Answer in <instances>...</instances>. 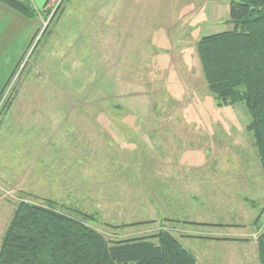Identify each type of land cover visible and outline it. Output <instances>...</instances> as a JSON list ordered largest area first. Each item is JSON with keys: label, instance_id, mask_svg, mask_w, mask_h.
<instances>
[{"label": "rangeland", "instance_id": "1", "mask_svg": "<svg viewBox=\"0 0 264 264\" xmlns=\"http://www.w3.org/2000/svg\"><path fill=\"white\" fill-rule=\"evenodd\" d=\"M231 1L65 0L50 24L62 0L0 2V247L20 202L51 200L111 241L164 227L199 264H260L257 241H209L264 232L252 117L218 105L196 50Z\"/></svg>", "mask_w": 264, "mask_h": 264}, {"label": "trees", "instance_id": "2", "mask_svg": "<svg viewBox=\"0 0 264 264\" xmlns=\"http://www.w3.org/2000/svg\"><path fill=\"white\" fill-rule=\"evenodd\" d=\"M0 2L26 18L38 15L26 0ZM64 2L59 4L49 24ZM229 16L227 23L233 29L202 37L196 50L207 88L215 95L218 105L244 104L248 109L252 121L247 129L253 134L264 169V0H232ZM10 103L9 100L5 110ZM262 215L263 212L257 217L256 225ZM94 219L93 214L78 210L71 214L61 212L51 200L45 204L22 201L4 233L0 264H199L164 227L152 235L111 241L88 225ZM148 223L110 226L126 228ZM257 228L260 230V226ZM248 237L240 241L252 240ZM256 241L259 262L264 264L263 231Z\"/></svg>", "mask_w": 264, "mask_h": 264}, {"label": "crops", "instance_id": "3", "mask_svg": "<svg viewBox=\"0 0 264 264\" xmlns=\"http://www.w3.org/2000/svg\"><path fill=\"white\" fill-rule=\"evenodd\" d=\"M26 1H28V2H30L31 3V5L34 7V9L35 10H37V11H40L39 10V7H42V10L44 11V9L46 8V6H47V4L49 5L51 2V0L50 1H48V0H26ZM49 2V3H48ZM148 129H150V128H148ZM136 131V133H139V130L138 129H136L135 130ZM149 131L150 130H148L147 132H146V134L150 137V139H152V135H149ZM145 133V132H144ZM118 134L119 135H121V132H119V129H118ZM119 135H117V136H119ZM117 140H118V138H117ZM131 145H133V147H135V145L134 144H131ZM253 234V233H252ZM252 234H246L247 236H251ZM217 236H228L230 239H225V240H220V239H209V241H217L219 244H221V245H236V244H244V245H250V244H252L251 242H254V243H256V240H247V241H237L239 238H236L237 236L235 235V234H230V233H227V234H223V235H217ZM234 236V237H233ZM245 238V237H244ZM249 238V237H248ZM256 245V247L254 248H252L253 250H255L256 251V248H257V244H255ZM233 247V246H232Z\"/></svg>", "mask_w": 264, "mask_h": 264}, {"label": "built area", "instance_id": "4", "mask_svg": "<svg viewBox=\"0 0 264 264\" xmlns=\"http://www.w3.org/2000/svg\"><path fill=\"white\" fill-rule=\"evenodd\" d=\"M45 26H47V24Z\"/></svg>", "mask_w": 264, "mask_h": 264}]
</instances>
